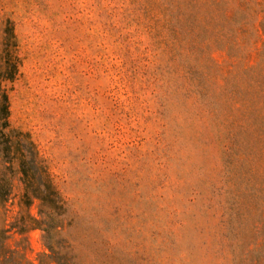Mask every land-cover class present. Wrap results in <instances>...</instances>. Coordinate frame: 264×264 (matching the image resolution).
<instances>
[{"label": "rangeland", "instance_id": "374dc122", "mask_svg": "<svg viewBox=\"0 0 264 264\" xmlns=\"http://www.w3.org/2000/svg\"><path fill=\"white\" fill-rule=\"evenodd\" d=\"M162 3L0 0L20 58L10 124L67 205L60 264H264L263 15L166 0L193 19L177 41ZM237 191L259 198L231 206ZM42 236L26 235L35 264Z\"/></svg>", "mask_w": 264, "mask_h": 264}, {"label": "trees", "instance_id": "16d2710c", "mask_svg": "<svg viewBox=\"0 0 264 264\" xmlns=\"http://www.w3.org/2000/svg\"><path fill=\"white\" fill-rule=\"evenodd\" d=\"M166 23L174 35V40L184 41L193 28V19L179 5L170 10V5L162 0ZM262 13L264 35V0H249ZM248 5L245 4V6ZM250 14L254 13L253 9ZM247 11H245L247 13ZM240 17L238 22H245ZM0 31V264H35L29 261L26 252V235L39 230L43 233L44 246L49 254L42 253L36 264H60V253L54 248V238L62 229L67 214L64 198L54 184L50 169L42 158L31 136L15 129L10 124L8 90L5 83H12L20 68L19 46L15 26L10 19L1 20ZM189 52V50H188ZM189 65L187 66V68ZM195 67L188 70V78ZM199 86V85H197ZM199 96L204 95L201 87ZM225 199L231 206L240 201L259 198L255 193L227 192ZM35 212H32V207ZM16 208V209H15ZM18 238L16 241L15 239ZM14 241V246L10 242Z\"/></svg>", "mask_w": 264, "mask_h": 264}]
</instances>
